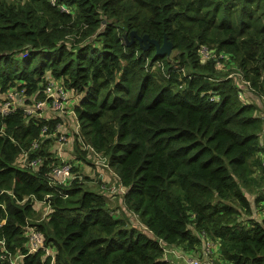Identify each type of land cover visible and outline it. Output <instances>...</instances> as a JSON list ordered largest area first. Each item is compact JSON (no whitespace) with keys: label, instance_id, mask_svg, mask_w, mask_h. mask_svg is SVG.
<instances>
[{"label":"trees","instance_id":"obj_1","mask_svg":"<svg viewBox=\"0 0 264 264\" xmlns=\"http://www.w3.org/2000/svg\"><path fill=\"white\" fill-rule=\"evenodd\" d=\"M133 30L166 37L172 56L136 39L126 45ZM200 45L214 56L202 60ZM48 75L79 99V136L106 158L143 227L116 216L106 194L78 177L53 186L48 166L17 167L42 124L51 131L58 121L17 111L0 134L5 256L24 253L17 264H165L160 239L199 251L204 234L219 241L218 261L264 264L263 119L245 98L246 90L264 94V0H0V93L18 86L42 98ZM37 153L51 161L45 143ZM46 194L51 209L34 225L53 263L23 246L25 221L38 218L34 201Z\"/></svg>","mask_w":264,"mask_h":264},{"label":"built area","instance_id":"obj_2","mask_svg":"<svg viewBox=\"0 0 264 264\" xmlns=\"http://www.w3.org/2000/svg\"><path fill=\"white\" fill-rule=\"evenodd\" d=\"M198 54H200L202 60H206L214 56V49L209 48L206 45H200L198 48ZM222 55L220 54L219 57ZM159 63V62H158ZM216 65L223 69L225 67V61L217 60ZM228 69V66H226ZM232 72H228V75H232ZM242 79V76H241ZM41 89L44 93L42 98H35L29 95L25 87L12 86L4 92L0 93V134H4L5 123L4 119L20 111L24 119L31 118L34 122H41L44 120H58L53 129L48 131V125L42 124L39 132V136L33 139L30 146L27 149H22L15 157L14 164L17 167L28 168L30 170L37 171L43 166H48L47 177L49 184H68L73 178L78 177L77 172L74 171V165L80 163L79 160L73 159L71 163V150H67L69 144L74 145V139L78 140V147L86 150L88 154L99 155L104 161L106 166V158L99 152H95L94 148L83 141L79 136V123L76 119L74 112V104L71 103L70 92L66 89L61 80L52 76H46L41 83ZM264 96V94H262ZM70 122H73V132H71V138L68 132L65 131V126ZM12 140V139H11ZM50 142L53 146L48 148L51 153V161L44 155L38 154L37 150L42 143ZM261 164L264 168V156L262 157ZM116 191H124L123 188L115 187ZM50 194L45 195L43 200H35L34 202L44 204L47 209V213L51 207L47 202V198ZM0 206L4 208V204L0 203ZM24 236V248L27 253H33L36 251H43L44 255H50L51 262L53 263L54 249L50 244L44 243V236L40 229L34 225L31 218L26 219L23 227ZM5 239L0 238V259L7 258L11 264H17V260L24 255L20 251H17L11 255L5 256ZM163 248V260L165 264H178L168 257L169 254L175 256H181V250H178L175 245L166 244L165 241L159 240ZM202 254L211 264H232L228 261H218L221 258V250L219 241L212 240L206 235L202 234ZM182 258L186 264H202L198 258L190 255H182Z\"/></svg>","mask_w":264,"mask_h":264},{"label":"rangeland","instance_id":"obj_3","mask_svg":"<svg viewBox=\"0 0 264 264\" xmlns=\"http://www.w3.org/2000/svg\"><path fill=\"white\" fill-rule=\"evenodd\" d=\"M169 56H172V54H170ZM233 70L234 69H231L229 70V72H232ZM70 95L74 94L70 93ZM77 100L79 99L77 98ZM65 131L68 132L71 138L72 136L70 133L73 132V122H70L67 126H65ZM52 146L53 145L50 142L45 144V147L48 148H51ZM71 154V163H73V159H77L80 161V163L74 165V167L77 171L76 175L79 176V179L82 180L84 185L94 191L104 192L107 196V204L116 216L127 217L128 221L131 220V223L135 224L137 227H143V224L138 221L137 214L127 208L122 198L123 191H116V189L114 188V186L116 188L119 186L117 182L118 179L115 177L114 171L104 165L105 163L102 158L99 155L80 152V150L76 152L75 148L71 150ZM123 190L125 191L124 188ZM249 198L250 201L253 200V195L249 196ZM37 203L39 204L37 205L38 207L36 209L38 218H31L33 222L41 221L47 215V209L45 208L44 204H41L39 202ZM259 206L260 207H258V209L261 210V207H263L264 205L263 203H260ZM123 213L127 214L128 216H125ZM179 249L183 250L181 247H179ZM191 256L198 258L202 264H211L210 261H208L206 257L203 258L201 254L195 253L191 254ZM205 261H207V263Z\"/></svg>","mask_w":264,"mask_h":264},{"label":"crops","instance_id":"obj_4","mask_svg":"<svg viewBox=\"0 0 264 264\" xmlns=\"http://www.w3.org/2000/svg\"><path fill=\"white\" fill-rule=\"evenodd\" d=\"M69 96H70L69 100H71V103L75 104L76 101H77L76 96L75 95H69ZM245 98H247V100H250L251 102L256 104V106H257L256 112L263 119V129H262V132L260 133L259 146H260V148L264 149V96H262V94L261 95L254 94V93H251V92L246 90ZM74 148L75 147H74L73 144H69L67 150L70 151V150H73ZM257 155H258V157H260V156L263 157L264 156V152H262L260 150ZM254 173L257 174V172H254ZM249 196H252V195L249 194ZM251 203H254V201L251 200ZM37 205H39V204L35 203V205H34L35 209H37V207H38ZM263 214H264V211H261L260 214L258 213V216L261 217V216H263ZM177 249L181 250V249H179V247H177ZM181 251H182L180 253L181 256H179V255L175 256L173 254H169L168 257L170 259H172L173 261H175L176 263H178V264H186V262L182 258V255H190L191 256V254H195L196 253V254H201V256H203V258H205V255L202 254V244L200 245L199 251L198 250H194V249L189 250V251H185L183 249ZM181 261H182V263H181ZM205 262L207 263V261H205Z\"/></svg>","mask_w":264,"mask_h":264},{"label":"water","instance_id":"obj_5","mask_svg":"<svg viewBox=\"0 0 264 264\" xmlns=\"http://www.w3.org/2000/svg\"><path fill=\"white\" fill-rule=\"evenodd\" d=\"M137 40L139 46L143 49H148L150 45L155 48V55L157 56H167L170 55L173 48L172 42L166 37L160 43L158 40L149 37L148 34L139 35L135 30L130 32V40L125 37L126 45H129L133 40Z\"/></svg>","mask_w":264,"mask_h":264},{"label":"bare ground","instance_id":"obj_6","mask_svg":"<svg viewBox=\"0 0 264 264\" xmlns=\"http://www.w3.org/2000/svg\"><path fill=\"white\" fill-rule=\"evenodd\" d=\"M263 167V166H262ZM263 170H264V168H263Z\"/></svg>","mask_w":264,"mask_h":264}]
</instances>
